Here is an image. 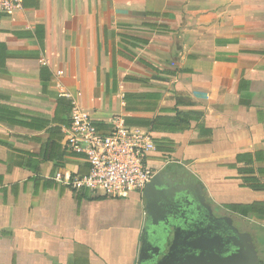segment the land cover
Here are the masks:
<instances>
[{"label": "crops", "instance_id": "crops-1", "mask_svg": "<svg viewBox=\"0 0 264 264\" xmlns=\"http://www.w3.org/2000/svg\"><path fill=\"white\" fill-rule=\"evenodd\" d=\"M150 133L264 264V0H22L0 14V264H137L141 193L101 197L66 151L71 101ZM55 174L62 181L53 179Z\"/></svg>", "mask_w": 264, "mask_h": 264}, {"label": "water", "instance_id": "water-1", "mask_svg": "<svg viewBox=\"0 0 264 264\" xmlns=\"http://www.w3.org/2000/svg\"><path fill=\"white\" fill-rule=\"evenodd\" d=\"M153 174L141 193L145 225L137 264H257L254 242L217 216L200 185Z\"/></svg>", "mask_w": 264, "mask_h": 264}, {"label": "built area", "instance_id": "built-area-1", "mask_svg": "<svg viewBox=\"0 0 264 264\" xmlns=\"http://www.w3.org/2000/svg\"><path fill=\"white\" fill-rule=\"evenodd\" d=\"M22 0H0V14L10 15L21 7ZM68 123L62 127L66 151L84 157L89 167L86 176L66 182L76 191H88L101 197H123L142 193L153 172L147 157L154 150L150 133L129 128L120 116L113 117L107 128H101L88 113L71 101ZM54 180L62 181L60 174Z\"/></svg>", "mask_w": 264, "mask_h": 264}]
</instances>
